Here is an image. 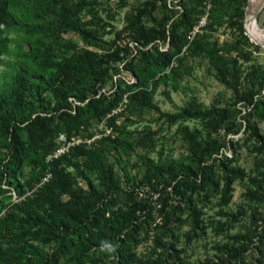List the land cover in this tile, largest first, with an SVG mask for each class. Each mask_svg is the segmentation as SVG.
Wrapping results in <instances>:
<instances>
[{"label": "trees", "instance_id": "obj_1", "mask_svg": "<svg viewBox=\"0 0 264 264\" xmlns=\"http://www.w3.org/2000/svg\"><path fill=\"white\" fill-rule=\"evenodd\" d=\"M126 5L127 0H116L114 7L109 0H0V264H196L187 247L212 222L204 221L195 194L202 201L217 197L224 220L211 231L218 234L247 214L244 206L227 209L235 181L247 180L244 195L264 201V132L250 118L264 121V66L244 67L260 49L245 34L246 0H140L115 30L111 20ZM221 27L231 32L223 44L215 36ZM124 39L136 42L134 49L128 41L121 45ZM196 57L206 60L232 96L224 105L206 106L191 97L175 112L161 110L152 80L159 78L167 97L184 91L186 60ZM125 70L136 81L114 80ZM148 111L158 117L140 129L117 123L126 117L133 126ZM161 120L176 126L185 142L186 153L176 159L163 157L151 127ZM192 120L199 127H190ZM102 121L117 135L86 141L88 127ZM241 129L240 140H254L262 156L253 175L236 163V155L225 153L229 146L242 147L227 137ZM60 133L83 141L47 162ZM107 140L116 144L112 150ZM157 145L158 157L144 151L140 164L131 163L137 148ZM141 166L151 175L138 177ZM27 167L32 168L25 176ZM47 172L50 177L33 190ZM137 182L148 187L146 196L131 189ZM154 202L162 222L149 250L138 252L157 214ZM132 203L140 213L131 212ZM249 213L259 226L261 214L254 208ZM226 236L212 247L216 259L208 256L204 264H246L256 236L257 261L264 264V233Z\"/></svg>", "mask_w": 264, "mask_h": 264}, {"label": "rangeland", "instance_id": "obj_2", "mask_svg": "<svg viewBox=\"0 0 264 264\" xmlns=\"http://www.w3.org/2000/svg\"><path fill=\"white\" fill-rule=\"evenodd\" d=\"M116 0H109L110 6L114 7ZM140 0H127L128 5L123 7L118 14H116L115 18L111 20L112 25L114 26V29L121 30L125 23V13L130 10L131 6H134L137 4ZM264 0L261 1V3L256 7L255 9V22L257 23V28L259 29L260 33L264 35V8L262 9ZM248 5V0H246V6ZM246 9V7H245ZM262 9V10H261ZM105 15V14H103ZM154 15V14H153ZM245 17V14H244ZM148 23H153L154 21L148 18ZM202 19L205 20V17ZM245 19V18H244ZM246 27V25H245ZM245 29V28H244ZM245 34L247 35L249 41L255 45H258L260 47L259 51H256L253 53V60L249 63H245L244 67L249 66L250 64L254 65H261L264 66V45H261L257 42H255L249 35L247 28L245 29ZM72 35V34H71ZM67 35V36H71ZM11 36V35H10ZM114 34L106 35L105 38H112ZM218 43H224L225 41L229 40L231 38V32L229 29L221 27L218 32L215 34ZM12 37V36H11ZM75 37V36H74ZM126 41H128L130 49H134L136 42L128 39L120 40V44H124ZM81 43V42H80ZM165 46L164 48H166ZM136 52V51H135ZM175 61H172L171 64ZM186 64L189 66L190 74L184 75V77L181 79L180 85L183 87L184 91H170L169 97L165 96L164 94V87L162 86V82L159 80V78H156L152 80L151 86L155 88L156 92L153 96L154 101L159 105L160 109L163 111H169V112H175L177 111L181 106L185 104L187 100H189L191 97L197 98L200 102H202L204 105L209 106L212 103H218L219 105H224L225 102H227L230 97L232 96L231 89L227 88L223 84H221L210 72L207 70V62L206 60H202L199 57L196 58H190L186 60ZM3 69L2 66H0V72ZM116 78H123L127 82L131 83L133 81H136V78L134 75L129 71H122L119 74L114 75V80ZM106 87H109V85ZM105 90V88H103ZM262 92V91H261ZM240 107V105L238 104ZM250 110V108H243V112H247ZM156 117H158V113L156 112H145L142 116L141 121L138 124H134L133 126H127L128 119L126 117L119 118L117 120V123H119L122 127L126 126L128 128H135L138 127L139 129L146 123H149L153 121ZM251 120L254 121L257 126L259 127L260 131L264 132V121H261L258 119L256 115H252ZM190 127H199L198 124L192 120L187 122ZM243 124H245V121H243ZM152 129H155L158 131V134L156 135V138L158 139V144H163L164 152L163 157L167 159H176L180 157L182 154L186 153L185 149V142L181 139L180 135L177 134L176 126H168V123L165 122V120H161L158 122H154L151 124ZM30 133H32V128H29ZM243 129L238 134H227V137H232L238 140V143L242 144V147H236L237 149L234 150V147L225 148V153L228 155H236V163L240 166H243L248 171L249 175L255 174L254 172V166L255 161L257 160V157L260 158L262 156H258L256 151H254L253 147L256 144L254 140H251L247 143H243L240 140V137L243 136L242 133ZM88 132L91 133L89 136H87L88 140L91 141L97 138H100L105 135H109L112 137L111 139L117 135L110 126H108L107 121H102L98 125L95 126H89ZM61 134V133H60ZM122 136V134H120ZM74 137V136H73ZM107 140L105 143V147L107 149L112 150L116 144L113 141ZM58 143V140H57ZM1 144V142H0ZM237 146V145H236ZM160 145H157L154 150H147V149H141L137 148L134 155L131 157V163L137 162L140 164L139 155L145 152H148L150 156L152 157H158L157 149H159ZM1 152V150H0ZM264 156V154H263ZM130 167V166H129ZM32 167L25 168V176H28L29 169ZM133 172L137 171L136 168H132ZM151 170H146L144 166H141L140 175L138 177H142L143 175L148 177L151 175ZM49 172L46 173L48 175ZM46 177V176H44ZM44 177L41 178V180L37 183V185L42 184L44 181ZM249 185V182L246 180L244 182L235 181L233 184V195L232 200L227 206V209H229L232 212H237L239 207H243L246 209V213L244 216H239L237 221L233 222L232 228H230L227 231H223L222 233L218 234L215 233L213 230L211 231V227L214 226L220 216L217 214V210L219 209V206L217 203V197L215 198H209L208 201H202L201 198H198V195L195 194L194 198H196L197 204L199 207L203 209L204 215V221L205 222H212L210 224L211 227L207 228L206 234L203 237L197 238L195 240H192L190 244L187 247L186 254L190 261H194L196 264H204V261L209 257H214L216 250L213 247V245L224 241L227 235H233L237 233H255L256 231L262 232L264 227V201H257L248 199L244 193L247 192V186ZM123 187H127L124 183L122 184ZM131 189L138 191L140 194H143L146 196V192L148 190V187L146 185L143 186V184H139V182L130 185ZM35 188H33L34 190ZM169 189V188H168ZM30 190V189H29ZM32 192V190H30ZM14 193V192H12ZM11 193V194H12ZM27 193V191L25 192ZM158 194L155 196L157 197ZM179 197V196H178ZM172 198L171 201H177L176 198ZM249 203L251 207H253L256 212L260 213L263 219L258 220L259 226L256 227L252 223V217L250 216L251 210L249 208ZM156 207L155 210L157 213V207L159 206L155 202L153 203ZM131 212H137L139 204L138 203H132L130 204ZM135 208L137 210L135 211ZM162 222V215L157 213L154 215V222L149 227V231L147 233V239H144L142 243L138 246V252H142L145 250H149L147 247L150 246L153 242L154 235L158 233V225ZM188 228L187 225H184L182 227L183 230H186ZM254 241L253 244L249 247V249L246 250L245 253V263L246 264H258L257 261V255H259V249L256 248V245L259 244L258 237H253L252 239ZM263 245V244H262ZM178 247H182L181 244L178 245ZM263 253H264V247H263ZM115 259L114 255H110L109 259ZM215 258V257H214ZM216 259V258H215Z\"/></svg>", "mask_w": 264, "mask_h": 264}, {"label": "built area", "instance_id": "obj_3", "mask_svg": "<svg viewBox=\"0 0 264 264\" xmlns=\"http://www.w3.org/2000/svg\"><path fill=\"white\" fill-rule=\"evenodd\" d=\"M204 23H205V20L201 19L199 22V25H197L195 27V30H198L199 26L203 25ZM262 93H264V88L262 89ZM57 140H58V146L56 147V149L51 154H49L47 156V158H46L47 162L52 160L55 157H59V156L63 155L64 153H66L69 150L70 146L78 144V143L83 141V139L80 137H71V139L68 140L64 134H60L58 136ZM45 176L46 177H44V181L42 182V184L50 177V173H48V175H45ZM40 185L41 184L36 185L34 188L36 189V187L40 186ZM27 193H30V190H27Z\"/></svg>", "mask_w": 264, "mask_h": 264}, {"label": "bare ground", "instance_id": "obj_4", "mask_svg": "<svg viewBox=\"0 0 264 264\" xmlns=\"http://www.w3.org/2000/svg\"><path fill=\"white\" fill-rule=\"evenodd\" d=\"M262 0H248V5L245 13V25L250 37L257 43L264 45V35H262L257 28L255 22V9ZM257 25V26H256Z\"/></svg>", "mask_w": 264, "mask_h": 264}, {"label": "water", "instance_id": "obj_5", "mask_svg": "<svg viewBox=\"0 0 264 264\" xmlns=\"http://www.w3.org/2000/svg\"><path fill=\"white\" fill-rule=\"evenodd\" d=\"M246 8H247V6H246ZM264 8V3H263V6H262V9ZM261 9V10H262ZM245 13H246V9H245ZM245 18V17H244ZM244 28L246 29V27H245V19H244Z\"/></svg>", "mask_w": 264, "mask_h": 264}]
</instances>
